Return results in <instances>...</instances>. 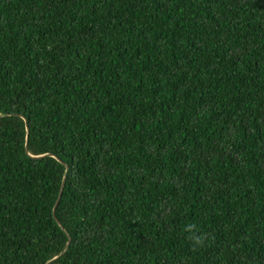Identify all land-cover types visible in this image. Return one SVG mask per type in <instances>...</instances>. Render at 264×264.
I'll list each match as a JSON object with an SVG mask.
<instances>
[{
    "label": "trees",
    "instance_id": "1",
    "mask_svg": "<svg viewBox=\"0 0 264 264\" xmlns=\"http://www.w3.org/2000/svg\"><path fill=\"white\" fill-rule=\"evenodd\" d=\"M0 116V264H264V0H0Z\"/></svg>",
    "mask_w": 264,
    "mask_h": 264
},
{
    "label": "water",
    "instance_id": "2",
    "mask_svg": "<svg viewBox=\"0 0 264 264\" xmlns=\"http://www.w3.org/2000/svg\"><path fill=\"white\" fill-rule=\"evenodd\" d=\"M3 116H0V118H2ZM24 119V117H22ZM27 129L29 130V127H27ZM68 173V169H67V172L66 174ZM65 186H66V177L64 178V181H63V184H62V188H61V192H60V195H59V198L57 200V203L54 207V215L56 216V210L61 202V199H62V196H63V192H64V189H65ZM61 226V224H60ZM63 228V227H62ZM69 245L67 246L66 250L68 249ZM66 250L62 253V255L66 252Z\"/></svg>",
    "mask_w": 264,
    "mask_h": 264
}]
</instances>
